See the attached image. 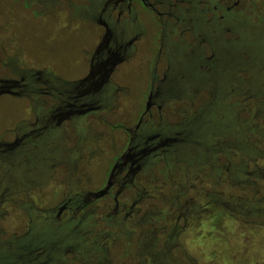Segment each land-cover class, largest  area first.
Returning a JSON list of instances; mask_svg holds the SVG:
<instances>
[{
	"label": "flooded vegetation",
	"instance_id": "1",
	"mask_svg": "<svg viewBox=\"0 0 264 264\" xmlns=\"http://www.w3.org/2000/svg\"><path fill=\"white\" fill-rule=\"evenodd\" d=\"M1 3L19 20L49 18L56 23L84 21L91 23L97 30L93 28L95 32L90 31L96 40L90 39V44L86 46L82 61L85 69L83 75L77 78L73 75L65 76L63 69H57L48 62L31 56L12 27L13 22L0 18V105L6 99L23 101L28 105L24 109L28 114L27 119L21 120L17 125L14 122L0 136V168L4 167L7 172L0 176V190L3 192L0 196V210L8 203L16 204L14 200L18 198V189L24 191L23 196L27 197L28 190L35 188L39 182L49 183L57 171L67 178V172L74 167L78 174L79 165L84 160L89 164L104 140L103 134L94 128L97 123L107 127L111 133L120 131L125 135L124 147L112 157L102 185L94 190L79 189V193L73 196L65 195L53 210L42 211L41 221L44 225L35 224L33 227L29 222L27 232L20 236L25 244L31 246L42 240L40 231L44 227L55 225L59 237L50 242L49 239L42 242L45 246L40 264H56L60 256L69 252L75 255V248L79 243L76 242V235L66 227L77 219L78 227L88 214L96 212V204L99 202L109 201V204L103 206L105 217L110 224L109 228L118 233L120 238L123 237L128 222L133 225L147 218L148 214H141L138 208L144 199L152 198L141 184V179L148 174L147 169L150 168L153 172L161 163L178 164L187 159V119H184V124L172 125L165 119V114L170 101L188 97L192 94L191 84L205 81L203 77H197V80L194 78L199 63L210 60L220 68L223 67L222 61L229 60L230 57L232 60L237 58L242 63L241 55L245 49L248 52L247 65L252 68L251 74L263 72L260 60L261 39L257 37L262 36L258 34L264 31V17L256 16L258 27H250V23L241 17L250 14L264 15L256 0H2ZM63 15H67L68 19L64 20ZM143 15H150L157 25V33L151 45L152 61L149 66L144 64L148 71L145 81L148 83L146 104L131 127L111 124L106 117L112 118L114 111L118 109L120 95L129 94L125 87L115 82L114 77L118 75L119 68L137 55L138 44L147 37L148 30L142 20ZM188 15L197 16L190 18ZM200 15L211 17L206 20ZM168 29L171 32L168 33ZM178 29L179 38L186 31L190 33L189 30L194 29L196 32H191V36L197 48L191 46L187 50V43L164 42V38L175 37ZM235 31L250 34L247 47L246 41L240 36L232 45L223 43L228 40H223L222 36ZM160 40L163 41L159 42ZM205 46L212 52L209 59L204 57ZM162 62L165 64L163 69L160 68ZM237 67L234 68V75L232 74L233 78L236 77V82L240 79ZM229 73L230 71L227 72V77ZM148 102L150 106L146 111ZM185 115L187 116V111ZM69 131L73 132L76 142L74 147L64 149L63 143L71 142ZM9 132L12 136L10 141L5 138V134ZM113 140L111 136L110 142L113 143ZM45 146H51V151L45 153ZM110 147L113 155L116 150L113 146ZM29 157L39 162L32 168L33 172H27ZM21 165L26 171L21 172L22 177L14 178V169H21ZM114 166L116 169L111 175L106 195L95 199L96 194L106 187L108 175ZM180 170L179 166L177 171ZM185 170L187 171V167ZM83 176L81 174V177H77V186L81 185ZM173 187V184L170 185L169 190L172 191ZM193 189L196 190L197 187ZM156 190L155 198L160 196V203L163 204L161 188L156 187ZM13 191L16 192L13 194ZM178 197L168 209L169 213L164 215L163 221H172L168 232H165L166 227L155 228L152 235L156 236L154 244L150 242V237H145L143 254H148L151 249L155 253L148 264H168L170 261V258L164 257V251H156L160 234L166 238V242H163L166 252L173 247L182 250L180 245L175 246V242L187 229V212H180ZM172 213L178 216L173 219ZM181 217H184L182 226L178 224ZM64 220H67L66 223ZM59 222L62 223L58 224ZM100 222V219L96 220L93 229H88L85 234L92 235ZM108 236L111 237L110 234ZM106 237L101 233L94 235L92 243L97 238L102 243ZM71 243L77 245L69 247ZM103 246H106L105 251L108 250L106 243L103 242Z\"/></svg>",
	"mask_w": 264,
	"mask_h": 264
},
{
	"label": "rangeland",
	"instance_id": "2",
	"mask_svg": "<svg viewBox=\"0 0 264 264\" xmlns=\"http://www.w3.org/2000/svg\"><path fill=\"white\" fill-rule=\"evenodd\" d=\"M1 2L2 0H0V18L3 21L10 20L13 22L12 27L19 34L21 41L31 56L42 62H48L57 69H63L62 72L65 76L73 75L80 78L83 75V70L85 69L82 65L84 50L90 44V39L94 37L93 34H90V31L95 32L94 29L96 27L84 21H75L74 23L63 21L56 23L49 18L19 20L17 17L11 15ZM256 4L264 12V0H256ZM188 16L194 18L197 15ZM200 16L206 20H209L211 17V15L207 17L206 15ZM256 16L264 17V15L251 14L241 17L250 23V27H258L259 22ZM63 18L66 20L68 16L63 15ZM142 18L148 30L147 37L138 44L137 55L129 63L119 68L118 75L114 77L115 82L125 87L129 94L126 96L120 95L117 101L118 109L114 111L112 118L111 116L106 117L111 124H124L131 127L143 112L146 104L145 95L148 90V83L145 81H147L148 71L144 64L147 63V66H149L152 61V56H150L152 53L151 45L154 41V35L157 33V25L152 21L150 15H143ZM151 24L153 26H150ZM191 30H189L190 33L186 31L183 37L179 38L177 35L180 30L178 29L177 34L174 35L175 37L164 38V42L168 41L171 44L187 43V50L191 46L192 48H197L196 42H193V36H191V32L195 33L196 31L194 29ZM167 32H171L170 29ZM168 33L166 34L168 35ZM253 35L255 34L253 33ZM258 35H262L257 38L260 37L261 39L260 60L263 72L252 74L251 82L255 87L264 84V31H261V34ZM222 38L223 40H229V33L224 34ZM197 39L199 38L197 37ZM156 40L158 44V38ZM162 41L160 40L159 42ZM198 48L201 49V46ZM222 63L223 67L218 68L219 71H216V77H208L215 86L222 81L225 82V80L228 83L229 80H234L236 78L235 76L234 78L232 77L234 75V67L239 65L241 61L237 60V58L232 60L230 57L228 61L229 66L226 61H222ZM164 67L165 64L162 62L160 68L163 69ZM227 70L230 71L228 77ZM221 71L223 72V76L221 75ZM210 78H214L215 80L219 78V80L213 81ZM187 98L182 97V99L172 100L167 105L168 109L165 119L172 125L185 123L184 119H187L185 115V111H187ZM27 106V103L23 101L18 102V100L9 99L2 101L0 105V136L14 122L17 125L21 120L27 119L28 114L24 110ZM94 128L97 132L103 134L104 140L100 143L99 151L95 152L90 163L87 164L84 160L79 165L78 174L74 171L76 169L74 167L67 172V178L63 177V175L61 176L57 171L54 179L49 181V183H37L38 185L35 188L28 190L27 197L23 196L24 191L19 190L17 191L18 196H16L18 198L14 200L16 204L11 205L8 203L3 206L2 209L6 212L0 222L2 238L7 239L23 235L28 230L29 222L32 223L33 227L35 224L44 225V222L41 221L42 211L53 210L65 195L70 194L69 196H73L79 193V189L94 190L102 185L111 165L112 157L121 152L124 147L125 135L120 131L111 133L107 127L98 123ZM111 136L114 138L113 143L110 142ZM68 137H70L71 142L63 143L64 149L74 147L76 142L73 132L69 131ZM5 138L6 140H11L12 136L10 132L5 134ZM110 145L116 150V153L113 155ZM51 149V146L44 147L45 153L51 151ZM27 160L30 163L27 172H33L32 168L36 167L39 162L38 160H33L32 157H29ZM260 165H264V162L260 163ZM179 166L181 170L177 171ZM185 167H187V159L178 164L169 163L165 165L161 163L153 172L150 171V168L147 169L146 172L148 174L145 176L146 178L141 179V184L152 198L144 199L138 208L141 214L147 213L148 216L142 221L139 220L133 223V225L128 222L123 231L122 238L117 236L118 233L112 228H109L110 224L103 210V206L109 204L108 200L97 203L98 209H96V212L88 214L78 227V223H76L78 219L69 224L66 229L76 235V242L79 244H76V246L75 243H71L69 247L76 246L75 255L73 256L71 252L66 253L62 257L60 256L56 264H148L151 256L155 253L151 249L148 254H143V243L149 237L150 242H153L152 244L155 243L153 239L156 236H152L155 228L161 229L166 227L167 230L165 232H168L169 224L172 221H163L164 215L169 213L168 209L175 203L178 196L180 212L183 214L187 212V216H185L187 217V229L179 235L175 242V246L176 244L180 245L182 250L173 247L166 252V249L163 247V242H166V238L162 234L159 235V244L156 248L158 253L164 251V257L170 258L168 264H264V229L250 233L247 231L248 228L243 227L241 223L223 215L217 206L208 207V202L203 195H200L199 200L195 199L198 191H195L193 187L197 186L198 182H202V180L199 177L196 180L195 176H187ZM20 168L19 170L14 169L15 173L13 172L12 174L14 178L22 177L20 176L21 172L26 171L23 165ZM0 169V176L7 173L4 167ZM81 174L84 176L82 177L81 185L77 186V177H81ZM172 184L174 187L170 191V185ZM156 187L157 189L161 188L164 198L163 204L160 203V196L155 198L157 194ZM217 190L219 193L223 192L227 195H239L236 190L226 185H221ZM211 192L214 193V190H211ZM91 210H93V207ZM177 216L176 213H172L171 218L174 219ZM183 218L181 217L178 223L180 226L183 224ZM99 219L101 222L96 227L95 232L92 235L85 234L88 229H93L94 222ZM65 221L67 220L63 222ZM61 223L59 222L58 224ZM99 233L107 235V237L102 240V243L98 242V238L92 243L94 235H99ZM45 236L48 237L49 242L53 238H59L57 231L52 229L48 230V234H45ZM145 237L147 238L145 239ZM103 242L107 244L108 250L106 251L104 249L106 246H103Z\"/></svg>",
	"mask_w": 264,
	"mask_h": 264
},
{
	"label": "trees",
	"instance_id": "3",
	"mask_svg": "<svg viewBox=\"0 0 264 264\" xmlns=\"http://www.w3.org/2000/svg\"><path fill=\"white\" fill-rule=\"evenodd\" d=\"M239 36L247 47L248 32H230V39L223 43L233 44ZM205 47L204 57L209 59L212 52ZM242 52L243 62L234 67L239 71L238 82L225 80L215 86L208 82V77L218 72V67L210 60L197 67L194 78L204 77L205 81L191 84L192 94L187 98V176H195L196 180L199 177L203 182L195 186V199L203 195L208 207L217 206L223 215L238 221L251 233L264 229V165H260L264 162V84L253 85L248 52ZM221 185L239 195L219 193L217 188ZM2 193L0 190V196ZM4 214L0 210V222ZM55 228H42V240L32 247L20 236L4 239L0 231V264L42 263V242L48 239V230ZM16 238L20 239L15 241Z\"/></svg>",
	"mask_w": 264,
	"mask_h": 264
},
{
	"label": "water",
	"instance_id": "4",
	"mask_svg": "<svg viewBox=\"0 0 264 264\" xmlns=\"http://www.w3.org/2000/svg\"><path fill=\"white\" fill-rule=\"evenodd\" d=\"M148 101H149V100H148ZM149 106H150V105H149V102H148L147 105H146V111L148 110ZM115 169H116V166L113 167V169H112L110 175H108L109 178H108V182H107L106 187H105L102 191H100L98 194H96L95 199H100V198H102V197H104V196L106 195V192H107V190L109 189L111 175L113 174V172H114Z\"/></svg>",
	"mask_w": 264,
	"mask_h": 264
}]
</instances>
